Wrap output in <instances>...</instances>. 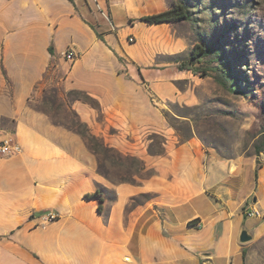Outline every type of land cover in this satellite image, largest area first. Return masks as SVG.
<instances>
[{"label":"crops","instance_id":"1","mask_svg":"<svg viewBox=\"0 0 264 264\" xmlns=\"http://www.w3.org/2000/svg\"><path fill=\"white\" fill-rule=\"evenodd\" d=\"M171 4L0 0V141L11 132L22 147L0 156V264H264V161L223 156L195 136L154 153L126 144L138 128L167 123L148 96H132L136 74L130 70L127 80L120 71L127 54L117 25L170 29L174 23L141 17ZM69 48L75 59L63 56ZM70 91L96 102L67 105L80 127L40 107L50 103L49 92L63 99ZM84 124L147 174L108 178L98 169L105 152L77 132ZM96 190L102 194L85 196ZM49 211L59 215L43 223ZM244 227L253 235L245 243Z\"/></svg>","mask_w":264,"mask_h":264},{"label":"rangeland","instance_id":"2","mask_svg":"<svg viewBox=\"0 0 264 264\" xmlns=\"http://www.w3.org/2000/svg\"><path fill=\"white\" fill-rule=\"evenodd\" d=\"M171 1L185 2L191 8L192 19L174 23L170 29L150 25L140 31V27L130 24L124 29L117 25L125 34L121 50L127 54L120 59L124 65L120 71L128 80L133 70L136 74L133 81L140 86L135 85V92L130 89L132 96L143 100L148 96L151 107L167 123L166 128L159 122L157 127L138 128L136 134H127L126 144L137 141L138 147H147L154 153L165 151L169 140L182 142L195 136L223 156L258 157L263 162L264 0ZM128 30H133L135 36L128 38ZM219 40L225 46L223 56L232 64L242 84L241 91L231 87L229 77L219 67L218 53L207 55L201 62L194 61L196 66L205 68L207 75L179 67L192 60L194 44L207 47ZM135 62L140 68H130ZM49 95L50 103L40 107L54 121L69 127L80 126L79 118L68 109V104L71 106L79 98L96 106L82 92H67L63 99L56 94L55 99L53 92ZM97 113L101 119V111ZM110 131L114 132L115 128L111 127ZM99 138L102 139L100 135ZM259 148L262 152L257 154ZM120 156L116 151L98 155V169L113 181L133 180L135 173L147 174L140 171L136 157Z\"/></svg>","mask_w":264,"mask_h":264},{"label":"trees","instance_id":"3","mask_svg":"<svg viewBox=\"0 0 264 264\" xmlns=\"http://www.w3.org/2000/svg\"><path fill=\"white\" fill-rule=\"evenodd\" d=\"M192 17L193 15L191 12V8L183 1H176L172 2L171 6L168 9L155 14L145 15L141 17V20L146 21L149 24L163 22L178 23L184 20H191ZM224 48L225 46L222 43V40H219L218 43L209 44L207 45V47L196 43L194 44L192 49V60L181 64L179 67L182 70H191L195 74L207 75L205 68L196 66L194 61L197 60L198 62H201L207 55L218 53L221 58V64L219 67L227 75V77H229L231 81V87L234 91H241L242 84H240V81L238 80L236 71H233L232 64L223 56L225 55ZM84 126V130L78 129L77 132L83 137L89 148L93 149L96 153H101L100 151H104L105 153L113 151L112 147L105 144L101 138L90 131L87 124H84ZM261 152L262 149L259 148L256 153L260 154ZM140 161L143 164L142 168H144V162L142 160ZM99 195V191L96 190L94 193H87L85 196L90 198ZM98 209L100 212L103 211V207L101 204L98 206Z\"/></svg>","mask_w":264,"mask_h":264},{"label":"built area","instance_id":"4","mask_svg":"<svg viewBox=\"0 0 264 264\" xmlns=\"http://www.w3.org/2000/svg\"><path fill=\"white\" fill-rule=\"evenodd\" d=\"M63 56L66 59H75L77 57V53L73 48L66 49L62 52ZM22 151V147L19 144L16 137L13 133L9 132L7 135L0 141V156H11ZM253 213L259 215V211L254 210ZM58 213L54 211H49L42 215L43 223H47L49 221L55 220L58 217Z\"/></svg>","mask_w":264,"mask_h":264},{"label":"water","instance_id":"5","mask_svg":"<svg viewBox=\"0 0 264 264\" xmlns=\"http://www.w3.org/2000/svg\"><path fill=\"white\" fill-rule=\"evenodd\" d=\"M252 238L253 235L250 233V231L246 227L242 228L239 240L245 243L250 241ZM206 264H210V263L207 262Z\"/></svg>","mask_w":264,"mask_h":264}]
</instances>
